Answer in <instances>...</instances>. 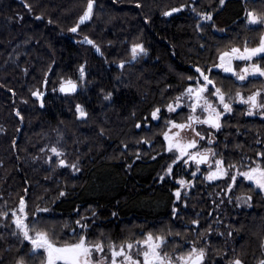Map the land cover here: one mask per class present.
<instances>
[{
	"label": "trees",
	"instance_id": "obj_1",
	"mask_svg": "<svg viewBox=\"0 0 264 264\" xmlns=\"http://www.w3.org/2000/svg\"><path fill=\"white\" fill-rule=\"evenodd\" d=\"M88 3L0 0V264L21 257L42 264L44 253L13 235L21 199L28 223L60 240L84 234L107 247L151 233L163 236V250L173 255L203 247V264H260L264 196L253 185L239 175L234 184L232 175L208 183L182 163L173 179H160L173 159L167 124L191 114L187 107L171 116L167 106L195 83L197 68L210 70L232 47L257 46L264 25L248 24L247 13L264 17V0H94L81 24ZM174 8L181 11L164 15ZM135 45L145 52L133 59ZM218 78L234 94L235 79ZM68 80L76 92L60 91ZM161 108L155 123L151 114ZM221 122L214 145L224 166L264 167V123L239 113ZM179 176L189 186L177 183ZM242 195L253 198L251 208L236 203ZM85 217L80 233L77 221Z\"/></svg>",
	"mask_w": 264,
	"mask_h": 264
},
{
	"label": "snow or ice",
	"instance_id": "obj_2",
	"mask_svg": "<svg viewBox=\"0 0 264 264\" xmlns=\"http://www.w3.org/2000/svg\"><path fill=\"white\" fill-rule=\"evenodd\" d=\"M94 0H89L87 10L80 18V23H84L90 19L93 9ZM223 4L224 0H220ZM27 6V5H26ZM181 11L179 8L172 9L171 12H165L164 15H172V12ZM39 19V17H37ZM204 19L211 20V16H205ZM247 22L250 25L261 24L264 25V17H258L253 12L247 13ZM77 27L71 29L72 32H76ZM87 43H92V41L87 40ZM99 51V49H97ZM132 58L135 59L138 54L144 53L145 49L142 45H135L131 49ZM261 57L264 59V35L259 39V43L255 47H249L247 43L240 47H232L228 51L222 52L219 57V63L217 67L223 69L226 73H231L239 81H245L248 77H264V67L261 66L259 61L254 62V58ZM245 61L247 62L243 67L237 70L233 66V61ZM123 67V65H121ZM200 73L203 84L197 82L195 87H188L184 94L176 97L175 106L169 105L168 111L174 112L177 107L181 106V101H184L185 97L188 98L187 107L190 108L191 114L187 117L186 123H176L174 121H169L171 128L164 133L165 140L168 141V151L176 150L179 153L177 159H181L185 156L189 160L193 161L197 166L201 164H208L210 169H213V164L209 163L210 156L215 157L216 153L212 150H206L203 152L196 151L190 152L189 149H194L197 147L196 139H189L187 141L181 137V132L185 129H190L195 133L200 139H204L200 132L196 131L193 127L195 124H205L216 130L221 128V116L224 113L232 112L231 103L225 99V94L221 88L216 87L213 80L209 79L208 75H205L199 68L196 69ZM81 76H83V68L80 69ZM191 79V77L189 78ZM208 85H212L214 91L209 93ZM77 88L76 83L72 80L64 82L60 91L65 93L75 92ZM208 93V95H205ZM39 97V93H34ZM215 96L222 106V111L218 110L217 105L210 99V96ZM239 98V103L247 105L246 114L249 116L254 115L256 112H260L264 115V99H262V91L257 90L252 92V94L247 97L242 96L239 92L236 93ZM106 99L108 97H105ZM199 109L200 114L197 115V110ZM77 111L80 113L81 117L85 116L86 113L82 108L77 106ZM160 109H156L152 112V118L157 119ZM206 114V115H205ZM139 127V125H137ZM172 129H177L175 133H172ZM212 141L210 140L209 143ZM51 151L59 156L61 153L53 147ZM61 165H64V161H60ZM185 163H188L186 160ZM74 167V165H73ZM235 165H229L227 168L224 166V161L221 159L214 160V170H211L205 179L212 181L216 179L223 178L228 175L229 168H235ZM199 171V167H197ZM172 173L171 166L167 169V174ZM195 175V173H193ZM237 175L243 177L245 180L253 183L255 187L264 191V167L260 164H256L255 167H250L247 171L237 170V174L230 177L231 182L234 184L237 179ZM163 180L164 177L161 176ZM181 186H188L184 180L177 181ZM63 195V193H61ZM176 197H180V192L175 193ZM251 197H247L250 200ZM26 205L23 199L20 200L18 212H12V223L15 225L16 231L13 235L19 233L22 235L23 239L28 241L32 248V253L41 251L44 253L42 264H203L206 252L203 247L196 248L192 247L186 252L177 253L175 255L164 251V246L167 243L163 236H154L149 233L144 239L137 240L135 243L126 242L121 245H115L109 243L107 245L108 251L111 254V258L103 257L101 259H94V254L103 253L105 251V244L99 241H90L86 235L80 234L78 238L73 240H60L51 231L39 227L37 224H29L28 214L25 211ZM38 211H48V209H38ZM19 213V214H18ZM6 215V214H5ZM80 224V221H77ZM82 229H86L87 225H80ZM122 257L123 259H118ZM17 264H26L23 257L18 260ZM229 264H243L240 259H234L229 262ZM260 264H264V260L260 261Z\"/></svg>",
	"mask_w": 264,
	"mask_h": 264
},
{
	"label": "rangeland",
	"instance_id": "obj_3",
	"mask_svg": "<svg viewBox=\"0 0 264 264\" xmlns=\"http://www.w3.org/2000/svg\"><path fill=\"white\" fill-rule=\"evenodd\" d=\"M260 58L261 57H256V58H254V62L255 61H259L260 62ZM219 63V60H218V62L216 63V65ZM247 62H245V61H239V60H235V61H233V66L237 69V70H239V68L240 67H243L245 64H246ZM261 63V62H260ZM216 65H213L212 66V68L210 69V70H208V71H202L201 70V72H203L205 75H208V77H209V79H211V80H213V82L215 83V85L217 86V87H219V88H221V85H222V83H228L225 79L222 81L220 78H218V76H219V74L222 72L224 75H226V76H229V77H233V75L231 74V73H226V72H224L223 71V69H221V68H219V67H217ZM261 66H262V63H261ZM263 67V66H262ZM258 78V77H257ZM259 78H262V80L264 81V77H259ZM218 79H220V81L218 80ZM216 80L217 81H219L220 83L217 85V82H216ZM193 81H195V83L194 84H191L190 86H192V87H195L196 85H197V82H199L200 84H203V79H202V77H201V75L199 74L198 75V77H196L194 80H192V82ZM222 82V83H221ZM236 84V83H235ZM241 84V83H240ZM240 84H237L238 86H237V92H239V93H241V95H242V92L243 91H245V85H240ZM189 86V87H190ZM262 88H263V92H264V84H263V86H261ZM260 87V88H261ZM221 90L224 92V94H225V99L228 101V102H230L231 103V106L233 105V102H237V104H238V100H236V98H237V96L235 95H233V96H230L229 95V92H226V91H224V89L223 88H221ZM262 90V89H261ZM186 91V90H185ZM185 91L182 93V94H184L185 93ZM208 91H209V93H211V92H213V87H212V85H208ZM246 92V91H245ZM182 94H180L179 96H181ZM205 95H208V93H205ZM210 99L217 105V107H219V109H220V111H222V106H220L219 105V102H216V99H215V96L213 95V96H210ZM189 101H188V98L187 97H185V99H184V101H181V106L180 107H177L176 108V110L174 111V112H170V111H168V106L169 105H173V106H175V104H176V99L174 100V101H172L168 106H167V108H166V110H167V113L169 114V115H171V116H173V115H175V114H178L179 112H181L183 109H185V108H187V103H188ZM162 111H163V109L161 108L160 109V111H159V113H158V118L157 119H153L154 120V122L155 123H157V122H160L161 120H162ZM230 114V113H229ZM228 114H225L224 115V117L225 116H227ZM223 120H224V118H223ZM170 121H174V122H176V123H186L187 122V120H185V121H179V120H175V119H173V120H170ZM149 126V125H148ZM195 129H196V131H198V132H200L201 133V135H203V137H204V139H200L198 136H196L195 135V133L194 132H192L190 129H185L184 131H182L181 132V137H183L184 138V140L185 141H187V140H189V139H196V141H197V147L196 148H194V149H189V151L190 152H194V151H201V152H203V151H206V150H212V151H214L215 153H216V156L215 157H212V161L210 162V163H212L213 164V169H210L209 168V166L208 165H206L205 166V169H200L199 168V171H197V167H199V166H197L195 163H192L191 164V166H192V174L193 173H195V175H198L199 173H202V174H204V176L206 177L208 174H209V172L211 171V170H214V160H216V159H218V155H217V151H216V147H215V145H214V143H215V135H216V131L213 129V128H211V127H209V126H207V125H195V126H193ZM171 128V124L168 122V124H167V129L165 130V132H167L169 129ZM176 131H178L177 129H172V133H175ZM212 141L211 143H209V141ZM215 149V150H214ZM166 153L167 154H170V156H172L173 157V159H172V161H171V164L169 165V166H171V168H172V173L169 175V174H167V169L161 174V176H163L164 177V179L162 180V179H160V181H165L166 179H173L174 178V176H175V174H177V173H175V168H176V165H179V163H182V165L184 164V165H186V163H185V161L188 159V157L187 156H185V157H183V158H181V159H177V157L179 156V153L176 151V150H173V151H168V141L166 140ZM260 165H261V162H260ZM262 166V165H261ZM226 167V166H225ZM228 167V166H227ZM226 167V168H227ZM235 169V172H237V170H239V171H242L241 169H243L244 171H247L248 169H249V167L248 168H243V167H241V166H238V167H236V168H234ZM233 169L232 168H230V169H228V175L227 176H225V177H223V178H220V179H216V180H212V181H209V180H207V181H209L208 183H219L220 181H223V180H225V179H228V177H229V175H234V170L232 171ZM190 171V170H189ZM195 175H193V176H195ZM179 179H181V180H184L185 182H186V185H188L189 186V181H187V179L186 178H184L183 176H179ZM247 182V184H249V185H253L254 187H255V185L253 184V183H251V182H248V181H246ZM184 187H187V186H184ZM256 188V190L257 191H259V192H261L262 194H263V196H264V191H261L259 188H257V187H255ZM179 192H180V197L179 198H177V197H175L176 198V200L177 201H179V200H181V196L184 194H181L182 193V191H180V190H178ZM247 197H251V196H249V195H242V196H240V197H238L237 199H236V203H238V205L240 206V207H244V208H246V209H248V208H251L252 207V202H253V198L251 197V199L250 200H247V202H245V200L247 199ZM176 208L174 209V211L176 212ZM16 212H18V209L16 210ZM41 212H43V213H48V211H41ZM19 214V213H18ZM96 215V214H95ZM94 215V216H95ZM94 216H91V217H87V218H92V217H94ZM86 217L85 218H83V220H80V224L78 225L77 224V227H78V231L80 232V233H83V232H85L86 231V229H82L81 228V226L80 225H84V224H86L87 223V221L89 220H86L87 219ZM28 222V221H27ZM88 227V226H87ZM75 232V230H72L71 231V233L73 234ZM22 236V235H21ZM23 238V237H22ZM142 239V238H141ZM141 239H136V240H133V241H127V242H131V243H135L137 240H141ZM144 239V238H143ZM124 243H126V242H124ZM124 243H122V244H124ZM115 245H117V244H115ZM121 245V244H120ZM118 246V245H117ZM37 252H42V250L41 251H37ZM37 252H35V253H37ZM43 253V252H42ZM103 257H108L109 259L111 258V254H110V252L108 251V248L105 246V251L103 252V253H99V254H94V259H101V258H103ZM118 259H123L122 257H120V258H118ZM105 264H107V261L105 262Z\"/></svg>",
	"mask_w": 264,
	"mask_h": 264
},
{
	"label": "flooded vegetation",
	"instance_id": "obj_4",
	"mask_svg": "<svg viewBox=\"0 0 264 264\" xmlns=\"http://www.w3.org/2000/svg\"><path fill=\"white\" fill-rule=\"evenodd\" d=\"M247 11V10H246ZM256 25H261V24H256ZM255 26V25H254ZM233 78L235 79V81H233L234 83H236V84H242V85H245V91H243L242 92V96H244V97H247L248 95H250V94H252V92H254V91H257V90H261L262 91V99H264V92H263V88L261 87V86H263V84H264V81L262 80V78H257V77H248V79L247 80H245V81H239V80H237L236 79V77L235 76H233ZM240 84V85H241ZM261 87V88H260ZM236 93H237V91H235L234 92V94H232L231 96H235L236 95ZM241 94V93H240ZM233 96V97H234ZM236 100H238L239 101V98L237 97L236 98ZM247 108H248V106L247 105H244V104H241V103H239L238 102V104H237V102H233V105H232V112H230V114L229 113H224L222 116H221V120H220V123H222L221 121H223V118L225 119V117H224V115L225 114H228V115H237L238 113L239 114H242V115H244V116H246V117H248L249 118V120H251V123H258V124H261V123H264V115H262L260 112H256L254 115H252V116H249V115H247L246 114V112H247ZM218 110H220L219 109V107H218ZM200 114V111H199V109L197 110V115H199ZM206 115V114H205ZM195 125H205V124H195ZM195 125H193V126H195ZM208 126V125H207ZM212 128V127H211ZM194 152H196V151H194ZM193 152V153H194ZM201 152V151H200ZM188 160V159H187ZM212 161V157L210 156V159H209V163ZM192 163H194L193 161H191V162H188V163H186V166L189 168V169H192V166H191V164ZM206 165H208V164H201V165H199V168L200 169H205V166Z\"/></svg>",
	"mask_w": 264,
	"mask_h": 264
},
{
	"label": "water",
	"instance_id": "obj_5",
	"mask_svg": "<svg viewBox=\"0 0 264 264\" xmlns=\"http://www.w3.org/2000/svg\"><path fill=\"white\" fill-rule=\"evenodd\" d=\"M92 15V14H91ZM91 18V17H90ZM90 19H88L87 21H85L84 23H82V24H85V23H87L88 21H89ZM77 88H78V86H77ZM77 88H76V90H75V92L77 91ZM72 93V92H71ZM74 93V92H73ZM188 161H191V160H189L188 159Z\"/></svg>",
	"mask_w": 264,
	"mask_h": 264
},
{
	"label": "bare ground",
	"instance_id": "obj_6",
	"mask_svg": "<svg viewBox=\"0 0 264 264\" xmlns=\"http://www.w3.org/2000/svg\"><path fill=\"white\" fill-rule=\"evenodd\" d=\"M92 16V15H91ZM77 85V84H76ZM78 86V85H77ZM61 87V86H60ZM77 90H78V88H77ZM62 93H65V92H62Z\"/></svg>",
	"mask_w": 264,
	"mask_h": 264
}]
</instances>
